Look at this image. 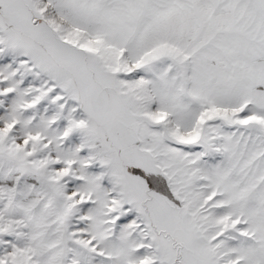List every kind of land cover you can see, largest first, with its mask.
Instances as JSON below:
<instances>
[{"label":"snow or ice","instance_id":"6c2138e0","mask_svg":"<svg viewBox=\"0 0 264 264\" xmlns=\"http://www.w3.org/2000/svg\"><path fill=\"white\" fill-rule=\"evenodd\" d=\"M0 264H264V0H0Z\"/></svg>","mask_w":264,"mask_h":264}]
</instances>
